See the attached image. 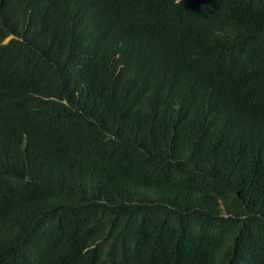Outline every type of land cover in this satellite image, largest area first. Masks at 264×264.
<instances>
[{"label": "trees", "instance_id": "trees-1", "mask_svg": "<svg viewBox=\"0 0 264 264\" xmlns=\"http://www.w3.org/2000/svg\"><path fill=\"white\" fill-rule=\"evenodd\" d=\"M0 264H264V0H0Z\"/></svg>", "mask_w": 264, "mask_h": 264}]
</instances>
